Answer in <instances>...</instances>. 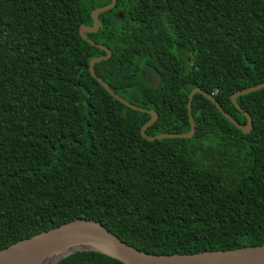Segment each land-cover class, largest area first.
Wrapping results in <instances>:
<instances>
[{"label": "trees", "instance_id": "1", "mask_svg": "<svg viewBox=\"0 0 264 264\" xmlns=\"http://www.w3.org/2000/svg\"><path fill=\"white\" fill-rule=\"evenodd\" d=\"M111 1L0 0V250L80 218L150 254L263 245L264 87L236 98L246 133L195 93L190 137L144 139L149 114L93 78L106 53L79 33ZM99 19L87 36L112 56L95 72L157 112L147 134L189 131L197 86L246 122L230 95L264 81V0H116Z\"/></svg>", "mask_w": 264, "mask_h": 264}, {"label": "water", "instance_id": "2", "mask_svg": "<svg viewBox=\"0 0 264 264\" xmlns=\"http://www.w3.org/2000/svg\"><path fill=\"white\" fill-rule=\"evenodd\" d=\"M115 4L116 0H112L110 4L94 9L91 13V18L93 20L92 25H81L79 33L83 40L87 41L92 46L100 48L106 53L105 55L94 57L90 60L89 71L93 78H95L110 95L126 107L137 111H144L149 114V118L144 122L141 128L142 137L144 139L152 141L170 137H190L195 131V121L191 112V100L195 93H201L207 97L224 117L242 132L246 133L251 130L252 117L237 103L236 98L239 95L264 87V81L236 90L230 95L231 102L246 118L244 124L239 123L227 113L212 94L207 93L197 86L190 91L187 100V115L190 125L189 131L163 132L156 135L147 134L146 129L156 120L157 112L146 107L137 106L122 98L95 72V64L110 59L112 51L105 45L98 44L90 39L87 34L98 32L101 25L99 19L100 15L114 7ZM147 77L154 87L158 85L159 77L155 72L148 70ZM81 251H99L118 259L123 264H264V244L239 249L204 251L193 254H150L123 242L98 221L82 218L67 222L48 231H43L30 238L22 239L1 249L0 264H43L50 259H54L52 264H57L67 256ZM229 254L235 258L228 259L227 255ZM247 257H250V259H245ZM47 258L49 259L47 260Z\"/></svg>", "mask_w": 264, "mask_h": 264}, {"label": "bare ground", "instance_id": "3", "mask_svg": "<svg viewBox=\"0 0 264 264\" xmlns=\"http://www.w3.org/2000/svg\"><path fill=\"white\" fill-rule=\"evenodd\" d=\"M227 256H228V259L235 258V257H232L230 254L227 255ZM48 259H49V258H47V260H48ZM245 259H250V257H247V258H245ZM252 259H253V257H252ZM53 261H54V259H50V260L44 262L43 264H52Z\"/></svg>", "mask_w": 264, "mask_h": 264}]
</instances>
